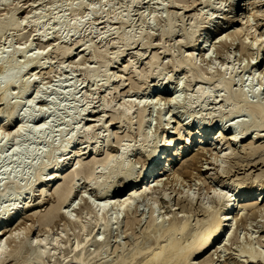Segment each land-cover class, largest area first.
I'll return each instance as SVG.
<instances>
[{
  "label": "bare ground",
  "instance_id": "bare-ground-1",
  "mask_svg": "<svg viewBox=\"0 0 264 264\" xmlns=\"http://www.w3.org/2000/svg\"><path fill=\"white\" fill-rule=\"evenodd\" d=\"M36 1L37 0H35V2ZM165 1L167 3L172 4L173 7H176V8H178V6H180L181 3H183L184 5L181 7L184 10H186L187 8H190L189 2H191L190 0H163L162 4ZM28 2H29V0H28ZM95 2H99V1L98 0H90V3L87 4V6H83V4H81V3L78 4L77 6H74L73 2H71V4H69L68 6L70 8L69 10H71L74 15H76L77 13L81 14V11H82L83 17H86L88 15V19H89V17H90L89 15L97 13L96 8H95ZM122 2H123V6H125V7H129L130 4H132V3H133V5L135 4L136 5L135 7H137V9L139 10L140 17L144 20V14L142 11H140L141 7L139 6L141 3H143V0H122ZM227 2H228L227 7L223 11L224 15H222V19L225 18L226 22L225 21L223 23L218 22L217 24H212L211 26L209 25L210 27H208L209 19L204 21V24L202 25V29H201L202 31L199 33V37L194 43H192L194 40V39L192 40V38L194 36H196V30H197L196 28L198 27V26L196 27L195 25H198L200 18H202L201 17L202 12L200 11L201 12L200 13V12L195 11L194 13L190 14L191 15L190 19L192 20V22H191V27L189 30H187L182 24H180L184 21L181 19L178 12H174V11H172L170 13L168 12L169 13L168 16L170 18L169 19V25H168V28L166 29V31L164 30L162 32L164 34L163 36H171L177 30H181V28H178V27H184L185 29L182 28V30H181L182 33H180V40H178V43H185V45H187V49H185L182 52V54L179 55L180 56L179 58H175L174 57L175 53L169 51L168 48H163V50L161 52H158V51L153 52L152 56L148 59L147 62H145V65L147 66L145 68L146 69L145 71H140L138 69V66H136L138 61H136L134 54H130L131 58H129L127 60V62L124 63L123 65H120V66H122V68L118 69V66H116L114 63H117L116 58H119L120 56H124L125 52L129 51V49H130L129 47L132 46L133 44H135V41H137V40L142 39L141 40V44H142L141 47L142 48H145V47H148L150 49L156 48V46L154 44H157V43H155V42L152 43V37H151V34H149V33H144V34L141 33L139 35L140 39L133 40L132 37L128 34V32H121V33L117 34L116 36H114L113 39L111 40V42L106 43L107 46L105 44L102 49H100V48L96 49L95 52L92 53L93 54L92 58H95V60H97V62H99V64H97L95 66H85V67L81 68V70H83V75L85 76V79H87V80H91V81L93 80L94 81L99 76H105L106 77V79H105L106 81L101 83V85L99 86L98 89H99V91L102 90L101 92L105 93L104 97L106 99L108 98V96H110V98H108V100L103 99L104 97L102 98L104 101L102 100L103 102L101 104H99V106H101L100 110H97V111L90 110V107L94 108V106H89V105H88V107L86 106V108L80 107L79 102H78V104L76 102H73V103L71 102V103H69L70 105H68V103H67V104H65V106H63L61 103L63 99H69V98L72 99L73 98V100H75L77 98V97L76 98H74V97L76 96V90H78V88L76 85L74 86L73 83L72 84L69 83L67 85H66V83H64L65 84V86H64V84L61 82V84L58 85L57 88H53L52 90L54 91L53 94L55 93V97L53 96L52 99L50 98V103H49V108L52 109V112L54 114L53 115L54 116L53 121L60 118L61 114L66 113L68 118H67V121L65 122V126L62 129H60V133H63L65 131H71V136L69 139L70 141L64 145L59 146V148H57L58 153H55L57 155L59 154V156L62 157V161L59 164H56V162L55 163L52 162L49 165H47L46 167L43 166V167L39 168L38 167L39 166L38 161H37V163H36V161H35V163L33 161H32L33 163L29 162V160L31 158H33V157L36 158L37 155H39V152L37 151L36 146H35L36 149L31 147V146H30L31 148L29 146H28V148H26V147H24L23 143H22L23 145H21L20 144L21 142H19L20 141L19 137H21L23 135V133L28 131L30 133V138H28V139H29V141H31V144L32 143L38 144V143H40V140H41L40 139L41 138V132L44 130H51L52 129L51 128V120L53 118L51 120H48V119L45 120V122L40 126L35 125V126H32V128L28 129V123L33 122L35 119H37L39 116H41V114H43L42 112L34 111V109L32 110V108H31L32 104H30L31 101H29V105H27L26 110L23 111V113H20V115H19L20 117L18 116L19 119L17 121L18 123H17L16 128H14V130L12 132H10L11 134H13V137H16V139L19 138V140L16 142V145L14 147L12 155H15V156L17 155L16 157H18L19 154H22V155L24 154V156L27 158L26 161H28L29 164H31L30 169L37 173V178L39 180H40V177L42 175L41 170L46 169V170H50V171L47 174V176L45 177V179H43L42 181L39 182V184L42 183V185H41L40 198H38V201L36 203L26 200V196L29 193H32L33 191H35L36 187H34V186L36 184H32L31 187H29V189H25L24 191L20 192L16 199L12 196L11 192H8V191L4 192L0 196V198L5 199L6 201L9 200V202H10L13 198H14L13 200L15 201L14 204L10 208L8 207L7 209H5L4 216L0 217V264H4L7 260H10V262L12 261V264H67V262H69V261H66V262L58 261V258H57L58 256L53 258L54 253H56V250H58V249H56V246H52V244L57 245L58 240H59L58 238H55L54 239L55 241L53 240V242L48 241V239H41V240H37L36 242H34V241H29L25 237H23V238L21 237V239H17L15 241V243L8 249H6L3 244L8 240L14 241L13 238H15L16 235L18 236V231H20V230L19 229L18 230L13 229L12 227L17 225V223H19L20 219L25 218L27 208H29L33 205L39 204L42 201H44V198L50 193V190H51L50 187L54 188L53 192L56 195V204L51 206L49 211L46 214H44L43 216H41V219L46 224L52 219V217L57 216L59 214L58 212L62 208V205L66 201H68V199L72 193V186L73 185L71 182H73L75 175L78 174L79 172H85L87 181L91 180L90 182H92L93 181L92 179L96 180L94 182L96 184L94 187V189L96 190L95 192H97L102 197H104V199L110 198V197H108V195H109L110 188L113 184V181H111L109 179H111L114 176H119L122 179H127L128 181H126V182L130 181L132 169H130L129 167L125 168V157H126L125 153L127 154L128 152H124L122 154H119L118 156L114 155L115 157H113V155L108 154L106 157H104L102 159H98V156L100 155V151H101V145L99 144V141H94L93 143H90V145H93V147L89 151H87L85 149L86 147H84L83 149L82 148L81 149L74 148V150H76V152H75L76 156H78V161L74 164V163H71L69 160L70 158L68 155L69 154L68 150L70 149V146L73 145V143H75L74 139L81 133L80 132L81 130L78 129L79 127L77 126L78 125L77 123L79 122L78 120L86 119V121H91V119H90L91 117H89L90 115H88L91 112L94 113L93 114V116H94L96 113H99V112H107V111L110 112L111 111L114 113V115H111V116L114 117L115 119L119 120V121L114 122V123H118V124L122 123V125L118 126L119 128L127 125V127L129 129H132V130L134 129V125L137 122V120H135V118L137 116H134L133 112H131V110L139 102L134 103L133 101L130 100L128 102L125 101L123 103L122 102L121 103H115L116 97L114 96V93H116V92L119 93L118 88H120L122 85H125V81H127L128 79L130 80L131 77L133 78V79L131 78V81H130L132 86H130L129 89L126 90L125 92H128L133 88L134 89L138 88L140 90V87L143 86L140 84L147 83L146 82L147 77L159 76V74H160L159 71L161 70L159 68V65H160L159 64V54L164 53L165 56L170 57L168 59L167 63L171 64V66L173 67V70H175L174 71L175 73L180 72V71L184 72V74H186L185 75L186 79H188V80H186L187 82L192 83V82L209 81L211 83V81H212L213 89H211L212 92H210L209 94L205 95V91L202 90V87H199L196 90V94L194 96H192L193 100H196V102H193V100H189V103H190V108H188L189 111L193 108L195 109L198 106H200L201 108L207 107L208 102L210 100H215V99L219 98V100H218L219 101L218 102L219 107L215 108V110H213L211 112H208V115L210 116L209 118H213V117H216L218 115L220 116L221 114H226V116H231V115L238 114V113L242 112V110H244V108H246L250 111L251 114H253L255 116V118H253V121H252L250 127H247V128H254V127L264 128V68H262L261 70L259 69L260 71L258 70L259 72L257 74V77H259L260 81L257 84V86L253 87V90H252V92L254 93V95L256 97L255 101L248 99L246 92H244V90H238V91L236 90L235 91L232 88L233 87V81H234V77L232 76V73L234 72V69H235L234 66H231L229 68V73H230L229 76H226V72H225L226 70L221 71V69H216L217 67H215V69H212L214 67H210L209 69H206V68H208V67H206L205 70L203 68L201 74L197 73L199 71V68H200L199 61L202 62L205 58L202 57L204 59L200 60L201 59L200 58V59H198L199 61H197L196 60L197 57L195 58L193 56L195 53L198 52L197 49H199L198 55H201V56L204 55L205 56L208 53V49L210 46L209 38L212 36L219 40V41H217L218 43L220 42L223 45V44H226V43H224L225 40H222L223 38H225V37L226 38L227 37L240 38V36L242 34H244L243 40H242V38L239 39V40H242V46H243L242 48H244L245 50L247 49L246 50L247 52H248V50L251 51L249 53H251L252 56H254L256 54L255 57L250 56V57H252L251 58L252 62L250 61L251 65L249 67L253 68L255 70L256 67L258 69V67L260 68V67L264 66V56H263V58H261V56H260V51H262L261 49L264 47V39H263V36H261V35H264V30H261V32H259L260 36H261V38H260L258 36L259 33L257 34L256 29L253 28L252 27L253 25L251 24V23L255 24V22H257V21H255V22L253 21L254 20L253 18H255L254 16L258 15V16H261V18H262V16H264V0H227ZM55 3H57V2H55L54 0L49 1V4H51V5H54ZM192 3H193V1H192ZM203 3L206 6L211 5V7H212V4H214L213 1H211V0H203ZM0 4L7 7L6 14L11 13L10 17H5V20H6V21L4 20L5 22H7L9 19H11L12 16L17 11H19L21 8H23V6L21 7V5H19V2H18V4L16 3L17 5H12V4L10 5L8 3V0H0ZM170 4H168V5H170ZM192 5H194V4H191V6ZM62 6H63L62 3L56 5L57 8L62 7ZM200 10H201V8H200ZM105 12H106V16H107V20H106L107 23L109 21L111 23V19L113 17L115 18V16L114 15L111 16L112 11L106 10ZM28 13L25 16H23V18L21 17L22 18L21 20L18 19V20H15L13 23H11L12 29H13V31L16 32L17 36H23V34H24L23 31H24L25 27L22 28L23 23H25V26L27 25L26 23H28V24L31 23L34 31H36V33L38 32L40 37H47L50 34H53L55 32L52 30L54 26L59 28L60 26H63V25L67 26V28H68L67 33L68 34L71 33L72 34L71 36H73V34H75V32L79 29L80 25L82 24V21L77 20V19H75L74 22H71V23L67 22L63 16V14L65 12L62 14L59 13L58 15L48 17L46 20L44 18H46L48 16L47 12L42 13L39 11V12L35 13L32 16L33 18H31V19H29ZM174 13H176V14H174ZM35 16H36V18H34ZM106 16H103L104 19L106 18ZM251 16H252V18H251ZM152 19H154V22H156L155 21L156 17H154ZM250 19L251 20L253 19L252 20L253 22H251ZM120 20H121L120 23L122 25L128 24L129 11L125 14V16L123 18L120 17ZM0 21H2V23L4 22L1 19H0ZM263 21L261 23H263ZM88 22H89V20H88ZM103 23H104V21H103ZM87 24H88V29H89V35L90 34L94 35L93 22L90 20V22ZM230 25H232V26H230ZM105 27H107V26L105 25ZM194 27H196V28H194ZM232 27H234V28H232ZM257 27H258V22H257ZM252 28H253V30L255 29L254 31L256 33L252 30ZM45 30L46 31L52 30V31L46 32V34H44ZM107 32H108V30L106 31V33ZM245 35L247 36V38H249L248 40H247V38L246 39L244 38ZM186 38L188 39V41H186L187 40ZM261 39H263L262 42H260ZM78 42H79L78 47H82L84 45L82 43L80 44L81 40ZM120 43H122V44H120ZM214 43H213V45L216 44V43L215 44ZM75 45H77L76 42H75ZM109 45H110V47H109ZM261 45H263V47H261ZM216 47L219 48L218 45ZM220 47H222V46H220ZM27 48H28V45L25 47H19V48L15 49L12 53L13 54H15V53L25 54ZM112 48L115 49V52H114L115 55L112 57H108L107 56L108 49H112ZM224 48H222V51L224 50ZM54 51H55V57L60 56L62 59L63 58H74V59H76L78 56L79 57L82 56V55H80V53H83L84 48L81 49L79 52H77L78 48L70 49V47L66 48V47L57 45V46H55ZM3 53L4 52H2V54L0 55V105L5 106V107H0V117H3L0 120V123L2 124L1 127L7 126L9 123H11L15 119V117L18 113L16 108L19 104V101L16 100V101L12 102V98L23 97L24 95H26L28 93V91L31 87L30 85H31L32 81L28 80L29 78H23L25 75L24 72L27 70L28 65L35 64V67L41 66L39 56L24 55L25 60L22 62V64H19L18 65L19 67H18V66H14V64L11 61H9L6 58L7 56L4 55ZM175 56H178V55H175ZM206 59H207V57H206ZM205 61H207V60H205ZM198 63H199V65H198ZM61 64L62 63H60V65ZM206 65H208V64L206 63ZM16 67H18V68H16ZM62 68H63L62 66H59L57 69H54V67H52L47 72L48 73L57 72V70H62ZM113 68H116L117 72L119 71L120 74L116 75V72L113 71V76L116 78L118 77L119 79H118V81L115 82V83H117L115 85V87L110 88L109 71H110V69H113ZM225 69H227V68H225ZM128 75H131V77L130 76L126 77ZM171 79H172V76L168 77L166 82L170 81ZM127 85H129V83ZM13 86H18L20 88L22 87V89L21 90L18 89L17 92H15L13 96H11L10 95L11 93L9 94L8 91H9L10 87H13ZM65 87H68V88L70 87V89H65ZM103 87H104V89H102ZM82 88H84V86H82ZM96 90L97 89L95 87L94 91H96ZM113 90H114V92L112 93ZM200 90H202V91H200ZM37 91L38 92H36L37 93L36 97L38 99V97H40L39 95L42 91L40 89H38ZM149 91L154 92L156 95H158V99L166 98V100H168L169 102H175L179 99V94H177V92L169 93L167 90L163 91L161 84L159 87L149 88ZM216 92H218V94L215 95ZM90 94H91V92H90ZM93 94H95V93H93ZM83 95H87V94L85 93ZM91 96H92V94H91ZM34 97H33V99L36 98V97L35 98ZM33 99H31V100H33ZM85 99H87V97ZM78 101H80V100L78 99ZM33 102H34V100H33ZM221 102H222V104H220ZM87 103H90V102H87ZM228 105H229L228 109L226 110V112H224L225 106L227 107ZM60 106H61V108H60ZM136 110H137L138 116L140 118H142V116L144 114V110L142 109V107L139 106L138 108L135 109L134 112H136ZM215 111H217L218 113H216ZM190 112H192V111H190ZM62 117H63V115H62ZM103 117L104 116H99L96 119H92V121H101ZM159 118H160V121H162V119H161L162 116H160ZM257 119H259V121ZM140 120L141 119H139V121ZM173 122L176 123L177 120L173 119ZM249 122L250 121L245 120V119L237 120L236 122L231 124V126L227 129H226L225 125H223V123L221 124L220 127H215V126L204 127L200 123L199 126L195 127V129L190 130V127H189L190 121H185L183 123L182 122L178 123L179 125L176 126V129H178V131L175 130L174 127H170L173 129V131L167 130L168 133L165 135L163 140H159L158 142H155L154 145L152 146V149L148 150V149H146L147 148L146 145L143 146L144 149H146L145 151L147 152V154L143 155L145 157L144 158L145 162H144V166H143L144 168L141 171V173H139L140 176H139V178H137V181L134 182L131 187H129L127 192H125L121 195L118 194L119 195L118 201L120 204L118 203V201H117V203L120 205V207H123V208L125 207V209L127 210L126 214H128L129 210H128L127 206L131 203L133 204L134 201H136V200L139 202L140 198H144L141 201H146L145 204L147 205L148 208H152L151 205L153 204V201L158 202L159 205L165 204V205H167V208H173V206L175 207V206L179 205V208L177 207L176 209H180L179 212H182V214L179 212H176L174 215H172L175 211L174 209L171 210L173 213H170L171 211L170 212L168 211L169 214H171V215L167 216L168 218L166 220H163V221H166V223H164V224L163 223L161 224V222L160 223L157 222V220L155 218H151L150 221L148 222L149 224H147L148 226H146V228L140 234L141 236L139 235V237L136 238L134 240V242H131L132 245L130 248L123 251L122 254H119L118 256H116L117 258L113 259L112 261L111 260L107 261L105 259L103 264H196L195 259L198 258L197 255H200L205 250H206L205 254L206 255L209 254V255L208 256L204 255V257L206 256L205 258H202L200 256L201 257L200 262H198L199 261L198 260L197 264H199V263L200 264H216L217 262L215 261L214 257L215 256L222 257L224 255V253L229 251L226 248L227 247L226 244H228V242H229L228 239L230 238V233H231V230L233 229V226H234L233 225V218L235 217V220L237 223L238 222L241 223V221H243V220L246 221L247 219H249V217L254 218L255 216L257 217V215H259V216L261 215V217H262V214H264V183H254L252 181L253 183H251L252 185H250L251 188L245 189L246 185L243 183V181H240V182L234 184V188H233L232 192L229 194H227L225 192L226 195H221V194H219V191H216L217 194H219V195H217V199H215V201L217 200V205H215L214 199L212 201V196H213V198L216 196L215 190H217V189L214 190L215 196L213 194L210 197V196H207L208 193H206L205 197L206 198L210 197L209 199H211V201L208 202L210 204H207V203H203L204 201H202V202L197 201V200H200V199H197L198 194L196 196V193H195V196H193L192 192H190L191 194L184 192L183 191L184 186H182L183 188L179 187V186H181L179 183L178 186H175V187L176 188L177 187L182 188V190L179 188L178 189L175 188V193H173V194H177V196H176L177 199L175 198V202L173 203V201H171L173 195L171 196L170 193L167 192V190H168L167 187H170L168 185V183L171 184L175 181L180 180L179 179L180 176L178 173V172H180V170H181V172H183V174L185 176H187L185 173L191 172V171H189L190 168H193V167L200 168L196 164L200 161V158L202 157L201 155H203L202 152H204V150H205V148H204L205 146H208V145L209 146L210 145L215 146L214 149H217L218 146H220V149H221L219 151L220 155L216 154V156H219L218 159H220V161L219 160L218 161H219V163L221 162L220 163L221 170L223 169L224 171L225 170L227 171V169L230 170V167H229L230 160L233 157L235 158L236 156H238L239 152L234 150L235 149L234 145H237L238 143H245L246 145L243 146V149L245 151L243 150L244 151L243 153H246L249 155L251 154V156H252V154L254 155V153L257 152L258 150L260 151V146H258V145L256 146V142L258 141L259 138H262L264 136L259 134V132H253L252 131L249 133L246 132L247 134L244 136L238 135L239 128L242 125H245ZM114 123H113V119H112L109 121V123L107 125H104L106 127L105 131H107V133L103 134V136L101 137V138H103L102 141L105 143L104 146H110L111 145L110 137H111L112 133L110 131V127ZM96 125L97 124H93V125L88 124L87 127L83 128L84 129L83 132H85V134H90V133L92 134L93 133L92 129ZM82 127H84V126H82ZM138 132H139L138 135L140 136L141 141L147 142L148 137L146 134H144L142 132L141 128H140V131H138ZM1 133L2 132L0 130V157H2V154L5 151V147L7 144L6 138H8L7 136L9 135L8 134V135L4 136V135H1ZM172 133H175V135H172ZM228 133H229V135H228ZM11 134H10V136H11ZM247 135H249V136H247ZM94 136L98 139L97 135L94 134ZM26 137H28V136L26 135ZM34 144H32V146ZM169 145H170V147H169V149H167V147ZM46 146H48V144H45L41 147L40 154L47 152ZM196 147H197V149H196ZM125 148H127V147H124V149ZM92 150H93V152L91 155L90 151H92ZM48 154H49V157L54 156V153L52 151H51V153L48 152ZM207 156H209V155H207ZM212 156H214V158H216L215 155H212ZM244 156H246V155H244ZM23 157H20V158L23 159ZM204 157L207 158L206 156H204ZM249 157H247V158H249ZM12 159H14V156ZM22 159L20 160V163H25L26 162V161H24L25 159H23V160ZM89 159H90L89 162H85L86 160H89ZM39 160H40V158H39ZM93 163H95V164L99 163V164L95 168H93V166L90 168V166ZM19 165L21 166L22 164H19ZM56 165H57V167H56ZM174 165L180 166L179 167L180 169L178 172L176 169H174ZM20 168L21 167L18 168L19 170L15 173V175L12 178L9 176L7 169L4 170L1 173L2 176L0 178V185L6 184L7 182H10L12 185H19V183H20V181L24 175L23 171ZM217 168L219 169V167H217ZM217 168H216V170H217ZM96 170H100V172H99L100 175H97ZM207 171H208V169H207ZM226 171L224 173H226ZM181 172H180V174L182 175ZM205 172H206V170H205ZM193 173H196V172H193ZM197 174L199 175V172ZM211 174H212V172H211ZM211 174H210V177L213 176ZM226 174H228V173H226ZM200 175L201 176H198V177H202V172ZM218 175H219V173H218ZM189 176L193 177V175H189ZM215 176H213V177L215 178ZM227 176L225 179H227ZM217 177L218 176H216V178ZM182 180L184 181L185 179H182ZM203 180H205V178ZM195 181H196V179H195ZM199 181L202 182V180H200V178H199ZM222 181H223L222 184H220L221 186H224V185L226 186L229 184V183H226L224 181V178L222 179ZM178 182H180V181H178ZM181 183H182V181H181ZM185 183H187V182H185ZM185 183H184V185H185ZM175 184H177V183H175ZM199 184H201V183L198 182V185ZM129 185H131V184H129ZM166 185H168V186H166ZM190 185H192V187H193V184H190ZM187 186L189 187L188 183H187ZM187 186H186V188L189 189ZM207 186H209V185H207ZM198 188H200V190H201V188H202L201 185ZM207 188H209V187H207ZM187 189H186V191H187ZM170 190L173 191L174 189L170 188ZM195 190L193 191V194H194ZM203 190H204V188H203ZM205 190H207V189H205ZM191 191H192V189H191ZM196 191H198V190H196ZM212 192H213V190H212ZM222 193H224V192H222ZM201 195L204 196L205 194L202 193ZM151 200H153L151 202L152 204L149 203V201H151ZM105 201H107V199ZM114 201H113V203H115ZM107 202H105L103 205V208L105 210L107 208V204H106ZM161 202H163V203H161ZM205 202H206V200H205ZM118 204H116V205H118ZM193 205L199 211H204L205 214L207 213L206 215H203L205 217V218L203 217L204 219L200 218V217H202V216H200L194 222L191 219V214H189V216H188L187 213H185V212H187L185 210L192 209ZM228 205L235 207L233 213L229 212V210L226 208ZM37 206L38 205L34 206V208ZM131 206L132 205H129L128 207H131ZM198 210H196V211L192 210V211H195L196 214H199ZM151 211L154 212V209H152ZM190 212H191V210H190ZM192 213H194V212H192ZM253 215H255V216L252 217ZM128 217H130V216L128 215ZM261 217L260 218L258 217V218L262 220L264 217H262V218ZM134 219H136V217ZM134 219H132V217H130V219H128V221L133 220V222H134V221H136ZM128 221H127V223L131 222V221L130 222H128ZM245 221H243V222H245ZM256 221H257V219H256ZM258 221H260V220H258ZM68 222H70V221H68ZM133 222H132V225H133ZM247 222H245V223H247L246 225L249 224V220H247ZM263 222H264V220H263ZM101 223H102V232L100 234H104L108 228L109 219L104 216L103 218H101ZM252 223H253V221H252ZM19 225H20V223H19ZM19 225H17V226H19ZM99 225H100V222H99ZM250 225H248V227ZM131 227L132 226L130 224V228ZM11 228L13 230H16V231H12ZM82 228L83 229L85 228L86 232H88L91 229V227H89L88 223L83 224ZM254 232H257V231H254ZM89 233L90 232H88L87 234H89ZM226 235H227V237H226ZM250 235H249V238L252 237V236L250 237ZM2 237H5L4 238L5 240H2ZM257 237H259V236H257ZM18 238H20V236H18ZM257 239H254V240L257 241ZM259 240L262 241L261 239H259ZM98 241H100L99 236H97L93 240L94 244L97 247L95 249L91 250V249L87 248V243L89 242V239L84 238L83 240H81V242L79 241L73 247V246L69 245L70 240L64 236L63 245H62V248H60V249H63L61 251V253H63V255L66 259L67 257L70 256V254H72L74 252L72 255L71 263L73 260V262H75V264H96V261L102 259L101 258L102 255L107 252V245H101V244L97 243ZM246 241H245L244 245L245 246L247 245V246L245 248L242 247L243 249L241 248L242 250L241 249L238 250L239 253H237L239 256V259H240V260H238L239 263H241V264H264V249L258 250L257 247L255 248V246L253 244V239L251 241L252 243L249 241L250 242L249 244H247L248 241H247V243H246ZM228 247H230V246H228ZM214 248H216V249L213 250L212 253H210L211 250ZM48 257L50 258V263L46 262V259ZM217 257H216V260H217ZM222 259H224V258L222 257ZM223 261H225V260H223Z\"/></svg>",
  "mask_w": 264,
  "mask_h": 264
},
{
  "label": "rangeland",
  "instance_id": "rangeland-1",
  "mask_svg": "<svg viewBox=\"0 0 264 264\" xmlns=\"http://www.w3.org/2000/svg\"><path fill=\"white\" fill-rule=\"evenodd\" d=\"M49 1H52V0H37L36 2H35V0H29V2H28V0H8V3L10 5L11 4L17 5L19 2V5H21V7L23 6V8H21L19 11H17L12 16V18L9 19L7 22H5L6 21L5 17H10L11 13L6 14L7 7L0 4V19L3 21L5 20L3 23H2V21H0V55L2 54V52H4L3 54L7 56L6 58L9 61H11L14 64V66H18L19 64H22V62L25 60L24 55L39 56L40 62H41V66H38V67H35V64L28 65L27 70L24 72L25 75L23 78H29L28 80L32 81L31 85H30L31 87H30L28 93L21 98H12V102H14L16 100L19 101V104L16 108L18 113H17L15 119L11 123H9L7 126H4V127H1L2 124L0 123V128H1L0 130L2 132L1 135L6 136L9 134L7 136L8 138H6L7 144L5 147V151L3 152L2 157H0V178L2 176L1 173L6 169H7V172L9 173V176L11 178L19 170L18 169L19 167H21L20 169L24 173L23 178L21 179L19 185H12L10 182H7L6 184L0 185V196L4 192L8 191V192H11L12 196L16 199L20 192L24 191L25 189H29V187H31L32 184H36L34 186V187H36L35 191H33L32 193H29L26 196L27 201H31L34 203H36L38 201V198H40L42 183L39 184V182L42 181L43 179H45V177L47 176V174L49 173L50 170H46V169L41 170L42 175H41L40 180H39L37 178V173L30 169L31 164H29V162L33 161L35 163V161H36V163H37V161H38V165H39L38 167L39 168H41L43 166L46 167L47 165H49L52 162H54V163L56 162V164L61 163L62 157L59 156V154L57 155L55 153H58L57 148H59V146L64 145L70 141L69 139L71 136V131H65L63 133H60V129H62L65 126V122L67 121V118H68L66 113L61 114L60 118H58V119L55 118L56 120L53 121L54 120V116H53L54 114L52 112V109L49 108L50 98L52 99L53 96L55 97V93L53 94L54 91L52 89L57 88L58 85L61 84V82L63 84L66 83V85L69 83L70 84L73 83L74 86L76 85L78 88V90H76V96L74 97V98L77 97L76 98L77 100L75 99L76 100L75 101V100H73V98L72 99L71 98L63 99L61 102L62 105L65 106V104H67V103H68V105H70L69 103H71V102L72 103L76 102L78 104V102H79L80 107L86 108V106L88 107V105H89V106H94V108L90 107V110H93V111L100 110L101 106H99V104H101L104 101L103 99H106V98L104 97L105 93L101 92L102 90L99 91L98 88L101 85V83L106 81L105 80L106 77L105 76H99L94 81L93 80L92 81L87 80V79H85V76L83 75V70H81V68H83L85 66H95V65L99 64V62H97V60H95V58H92V56H93L92 53H94L96 49H99V48L102 49L106 43L111 42L113 37L116 36L117 34L121 33V32H128V34L132 37L133 40L140 39L139 35L141 33L142 34L149 33V34H151V37H152V43H154V42L157 43V44H154L156 46V48H154V49H150L148 47L142 48L141 47L142 46V44H141L142 39L137 40V41H135V44H133L132 46L129 47L130 48L129 51H126L124 56H120L119 58H116L117 63H114L116 66H118V69L122 68V66H120V65H123L124 63L127 62V60L129 58H131L130 54H134L136 61H138L136 66H138V69L140 71H145L146 70L145 68L147 67L145 65V62L148 61V59L152 56L153 52H155V51L161 52L163 50V48H168L169 51L174 52L175 55H178V56L174 55L175 58H179L180 57L179 55H181L182 52L185 49H187V45H185V43H178V40H180V33H182V31H181L182 28L185 27L187 30H189L191 27L192 20L190 19V16H191L190 14L194 13L195 11L196 12H200V11L202 12V14H201L202 18H200L198 25H195L196 27L197 26L198 27L197 28L194 27L197 29L196 30V36H194L192 38V40L194 39L192 43H194L198 39L199 33L202 31L201 29H202V25L204 24V21L209 19L208 27H210L212 24H217L218 22L219 23H221V22L223 23L224 21L226 22L225 18L222 19V15H224L223 11H224V9H226L227 4H228L227 0H211L214 3V4H212V7H211V5L206 6L203 3V0H195V1L190 0L191 2H189V3H190L191 9L187 8L186 10H184L181 7L184 5L183 3H181L180 6H178V8L180 7L178 9L176 7H173L172 4L167 3L166 1H165L166 3L164 2L165 4L163 3L164 4L163 5L162 4L163 0H143V3H141L139 5L141 7L140 11H142L144 14V20H143L140 17L139 10L137 9V7H135L136 6L135 4L133 5V3H132V4H130L129 7H125V6H123L122 0H98L99 2H95V8H96L97 13L89 15L91 17V18L89 17V19H88V15L86 17H83L82 11H81V14L77 13L76 15H74L73 12L71 10H69L70 8L68 5L71 4V2H73L74 6H77L80 3L83 4V6H87V4L90 3V0H54L55 2H57L54 5L49 4ZM192 1H193V3H192ZM60 3H62L63 6L57 8L56 5L60 4ZM168 4H170V5H168ZM191 4H194V5L191 6ZM200 8H201V10H200ZM106 10L112 11L111 16H113V15L115 16V18L113 17L111 19V23H110V21L108 23L106 21L107 20V16H106V12H105ZM39 11L42 13L47 12L48 16L46 18H44L45 20L48 17L58 15L59 13H61L63 11L62 13L65 12L63 14V16L67 22L71 23V22H74L75 19H77V20L82 21V24L80 25L79 29L75 32V34H73V36H71L72 35L71 33L70 34L67 33L68 28H67V26L63 25V26H60L59 28L54 26L52 30L55 32L53 34H50L47 37H40L38 32L36 33V31H34L31 23H29V24L26 23L28 26L27 25L25 26V23H23L22 28L25 27L24 31H23L24 34H23V36H17L16 32L13 31V29H12L11 23H13L15 20H18V19L21 20L23 18V16H25L28 12H29L28 13L29 19H31V18H33L32 16ZM128 11H129L128 24L122 25L120 23V21H121L120 17L123 18ZM172 11L178 12L179 16L184 21L180 24H182L184 27H178V28H181V30H177L171 36H163L164 34L162 32L164 30L166 31V29L168 28V25H169V19L170 18L168 16V14ZM174 14H176V13H174ZM103 16H106V18L104 19ZM154 17H156V20H155L156 22H154V19H152ZM254 17H255V18H253L254 20L253 19L252 20L254 22L255 21L258 22V27H257V22H255L256 25L253 23H251V24L253 25L252 27L256 29V32L258 34L259 32H261V30H264V21H263L264 16H262V18H261V16H258V15L254 16ZM34 18H36V16ZM251 18H252V16H251ZM88 20H89V22H90V20L93 22L94 35H92V34L89 35V29H88V24H87V23H89ZM252 20H251V22H253ZM103 21H104V23H103ZM262 21H263V23H261ZM105 25L107 27H105ZM230 26H232V25H230ZM232 28H234V27H232ZM253 28H252V30H253ZM106 29L108 30L107 33H106V31H107ZM52 30H49V31L45 30L44 34H46V32H51ZM241 36H240V38H233V37L232 38L231 37L226 38L225 37L222 40H225L224 43H226V44H223V45L220 42L218 43L217 41H219V40L212 36L209 38L210 46L208 49V53L205 56L204 55L201 56V55H198V52H199L198 51L197 53L194 54L193 57H195V58L197 57V59H196L197 61H199L198 59H200V58H201L200 60L205 58L203 60L204 62L199 61L200 65L198 63V65L201 68V69L199 68V71L197 70L198 74L202 73L203 68L205 70L206 67H208L206 69H209L210 67H214L212 69H215V67H217L216 69H221V71L226 70L225 71L226 76H229L230 75L229 68L231 66H234L235 69H234V72L232 73V76L234 77L232 88L235 91L236 90L237 91L238 90H244V92H246L247 98L255 101L256 97H255L254 93L252 92V90H253V87L257 86V84L259 83L260 79H259V77H257V74L262 68H264V66H262L260 68L258 67V69L256 67L255 70L253 68L249 67L251 65V62H252L251 58L255 57L256 54L254 53L255 55L252 56L251 53H249L251 51L248 50V52H247L246 51L247 49L245 50L244 48H242L243 47L242 46V40H243L244 34H242ZM258 36L260 38H261V36H263V39H264V35L260 36V33H259ZM241 38H242V40H239ZM244 38L246 39L247 36L245 35ZM248 39L249 38H247V40ZM263 39H261L260 42H262ZM80 40H81L80 44L81 43L84 44L82 47H78L79 46L78 41H80ZM186 41H188V39ZM75 42L77 43V45H75ZM214 42L219 46V48L216 47L217 45ZM213 43L216 46L213 45ZM120 44H122V43H120ZM27 45H28V48H27L25 54H23V53L13 54L12 53L15 49H17L19 47H25ZM57 45L63 46L66 48L70 47V49L78 48L77 52H79L81 49L84 48V51H83V53H80V55H82V56L81 57L78 56L76 59H74V58H63L62 59L60 56L55 57L54 49H55V46H57ZM106 46H107V44H106ZM220 46H222V47H220ZM109 47H110V45H109ZM261 47H263V45H261ZM222 48H224L223 51H222ZM261 50L262 51H260V56H261V58H263L264 47ZM114 52H115L114 48L108 49L107 56L108 57L114 56L115 55ZM250 56H252V57H250ZM202 57H204V58H202ZM206 57H207V59H206ZM169 58L170 57L165 56L164 53L159 54V64H160L159 68L161 69L159 71V73H160L159 76H151V77H147V78L145 77L147 79V81H146L147 83L140 84V85H143L140 87V90L138 88L137 89L133 88L130 91L125 92L126 90L129 89L130 86H132V84L130 83L132 77H131V75H128L126 77L130 76L131 77L130 80L128 79L127 81H125V85H122L120 88H118L119 93L118 92L114 93V96L116 97L115 103H121V102L123 103L125 101L128 102L130 100L133 101L134 103L139 102L131 110V112H133V115L137 116L135 118V120H137V122L134 125L133 130L129 129L127 127V125L119 128L118 126L122 125V123H120V124L114 123V122H117L119 120H117L111 116V115H114V113L111 111L110 112L109 111L99 112V113H96L94 116H93L94 113L91 112L88 114V115H90L89 117H91L90 118L91 121H86V119L81 120L79 118L80 120H78L79 122L77 123L78 124L77 126L79 127L78 129L81 130L80 131L81 133L74 139L75 143H73V145H71L70 149L68 150L69 151L68 155L70 158L69 160L71 163H74V164L78 161V156H76V153H75L76 150H74V148H77V149L82 148L83 149L84 147H86L85 149L87 151H89L93 147V145H90V143H93L94 141H99V144L101 145V151H100V155L98 156V159H102V158L106 157L108 154L113 155V157H115V156H118L119 154H122L124 152H128L127 154L125 153V156H126L125 157V168L129 167L130 169H132L130 181L126 182V181H128L127 179H122L119 176H114L111 179H109V180L113 181V184L110 188L109 195H108V197H110V198L104 199V197H102L100 194L95 192L96 190L94 189V187L96 184L94 182L96 180L92 179L93 180L92 182H90L91 180L87 181L85 172H79L78 174L75 175L73 182H71L73 185L72 186V193H71L68 201H66L62 205V208L58 212L59 214L57 216L52 217V219L48 223L45 224L42 221L41 216L46 214L49 211V209L51 208V206L56 204V195L53 192L54 188L50 187V189H51L50 193L44 198V201H42L39 204H36L38 206L35 208H34V206H36V205H33V206L27 208L25 218L24 219L22 218L19 220L20 225H19V223H17V225H19V226L15 225L12 227L13 229H17V230L19 229L20 230V231H18V236H20V238H18V236L16 235L17 236V237L15 236L16 239L13 238L14 241H12V240L6 241L3 244L6 249L10 248L15 243V241L17 239H21V237L22 238L25 237L29 241H34V242H36L37 240H41V239H48V241L53 242V240L55 238H58L59 240H58L57 245L52 244V246H56V249H58V250H56V253H54L53 258L58 256L57 258H58V261H60V262L61 261H63V262L69 261V262H67V264H75V262H73V260L71 263L72 255L74 252L72 254H70V256L67 257L66 259L63 255V253H61V251L63 249H60V248H62L64 236L70 240L69 245H71L73 247L79 241L81 242V240H83L84 238L89 239V242L87 243V248L91 249V250H93L97 247L94 244L93 240L97 236H99L100 241H98L97 243H99L101 245H107V252L102 255V257H101L102 259L96 261V264H103L105 259L107 261H110V260L112 261L113 259L117 258L116 256H118L119 254H122L123 251H125L126 249L131 247V245H132L131 242H134V240L139 237V235L143 232V230L146 228V226H148L147 224H149L148 222L150 221L151 218H155L157 220V222H159V223L161 222V224L162 223L164 224V223H166V221H163V220H166L168 218L167 216L171 215V214H169V212L172 209L175 210L174 213L172 211L170 212V213H173L172 215H174L176 212L180 211V209H176L177 207L179 208V205H177L175 207L173 206V208H167V205L162 204L163 206L165 205L163 207L162 205H159L158 202H155L153 200L149 201L150 204H152L151 202L153 201V204L151 205L152 208H148L147 205L145 204L146 201H141L144 198H140L139 202L136 200V201H134L133 204L132 203L129 204V205H132L131 207H128L129 205L127 206L129 212H128V214H126L127 210L125 209V207L124 208L120 207V205H119L120 203L118 201L119 195L127 192L129 187H131L133 185V183L137 181V178H139V176H140L139 173H141V171L144 168L143 166H144V162H145L144 161L145 157L143 155L147 154V152L145 150L146 149H148V150L152 149V146L154 145L155 142H158L159 140H163L165 135L168 133L167 130L173 131V129L170 127H174L175 130L178 131V129H176V126L179 125L178 123L190 121V124H189L190 130L195 129V127L199 126L200 123L204 127H210V126L220 127L221 124L223 123V125H225V127L227 129L231 126V124H233L237 120L245 119V120H248L250 122L245 124V125H242L239 128V131H238L239 136H244L247 134L246 132L249 133L252 131L253 132H259V134L264 136V128H262V127L247 128V127H250V125L253 121V118H255V116L253 114H251L250 111L246 108H244V110H242V112H240L238 114L231 115V116H226V114H221L220 116L218 115L216 117L209 118L210 116L208 115V112H211V111L215 110V108L219 107V103H218L219 98H217L215 100H210L208 102L207 107L201 108L200 106H198L195 109L194 108L191 109L190 111H192V112H190L188 110V108H190L189 100H193L192 96H194L196 94V90L199 87H202V90L205 91V95L209 94L210 92H212L211 89H213L212 81H211V83L209 81L192 82V83L187 82L186 80H188V79H186V77H185L186 74H184V72L180 71V72L175 73L174 72L175 70H173V67L171 66V64L167 63ZM205 60H207V61H205ZM60 63H62V64L60 65ZM206 63L208 65H206ZM59 66L63 67L62 70H57V72H53V73L47 72L50 68L54 67V69H57ZM18 67H16V68H18ZM225 68H227V69H225ZM113 71L116 72V75L120 74L119 71L117 72L116 68L110 69V71H109L110 88H114L115 85L117 84L115 82L118 81V79H119L118 77L116 78L113 76ZM170 76H172V79L170 81L166 82V80ZM128 83H129V85H127ZM160 84H161L163 91L167 90L169 93L177 92V94H179V99L175 102H169L168 100H166V98L158 99V95H156L154 92L149 91V88L159 87ZM64 86H65V84H64ZM82 86H84V88H82ZM95 87L98 91L97 90L94 91ZM18 89L21 90L22 87L21 88L18 86L10 87L8 93L9 94L11 93L10 95L13 96L14 93L17 92ZM38 89H40L42 92L39 95L40 97H38V99H37V97H36L37 93L36 92H38L37 91ZM65 89H70V87L69 88L65 87ZM102 89H104V87ZM202 90H200V91H202ZM90 92H91L93 97L91 96ZM113 92H114V90L112 91V93ZM85 93L87 95H83ZM93 93H95V94H93ZM216 94H218V92H216L215 95ZM33 97L35 99H33ZM86 97H87V99H85ZM108 98H110V96H108ZM108 98L106 100H108ZM31 99H33L34 102ZM78 99L80 101H78ZM29 101H31L30 104H32V106H31L32 110L34 109V111H39V112H42L43 114H41V116H39L33 122L28 123V129L32 128V126H35V125L36 126L42 125L45 122V120H47V119L48 120H51L52 118L53 119L51 120V128L52 129L51 130H44L41 132L40 143H38V144L32 143V144H34L32 146L31 141H29V139H28V138H30V133L28 131H26L25 133H23V135L21 137H19L20 138L19 142H21L20 143L21 145L24 144V147H26V148H28V146L35 148V146H36L37 151L39 152V155H37L36 158L33 157V158H31L32 160L30 159L28 162V161H26L27 158L24 156V154L23 155L19 154L18 157H16L17 155L16 156L12 155L14 147L16 145V142L19 140V138L16 139V137H13V134H11L10 132H12L14 130V128H16L17 123H18L17 121L20 117L19 115H20V113H23V111L26 110L27 105H29ZM87 102H90V103H87ZM193 102H196V100H193ZM220 104H222V102ZM61 106H60V108H61ZM139 106L142 107V109L144 110V114H143L142 118H140L138 116V113H137L138 109L136 110V112H134L135 109L138 108ZM0 107H5V106L0 105ZM228 107H229V105L227 107L225 106L224 112H226ZM215 112L218 113L217 111H215ZM62 115H63V117H62ZM99 116H104L101 121H92V119H96ZM160 116H162V118H161L162 121H160V118H159ZM2 118L3 117H0V120ZM112 119H113L114 124L111 125V127H110V131L112 133L111 137H110L111 145L110 146H104L105 143L102 141L103 138H101L103 136V134L107 133V131H105L106 127L104 125H107L109 123V121ZM139 119H141V120L139 121ZM173 119L177 120V122L174 123ZM257 120L259 121V119H257ZM88 124H91V125L97 124L92 129L93 130L92 134L91 133L85 134V132H83V130H84L83 128L87 127ZM82 126H84V127H82ZM140 128H141L142 132L147 135L149 141L148 140H147V142L141 141V138L138 135V133H139L138 131H140ZM10 134H11V136H10ZM94 134L98 136V139L94 136ZM26 135L28 137H26ZM172 135H175V133H172ZM228 135H229V133H228ZM247 136H249V135H247ZM45 144H48V146H46L47 152L40 154V152H41L40 149ZM145 145L147 147L146 149H144V147H143ZM244 145H246V144L245 143H238L237 145H234V147H235L234 150L239 152V153H238V156H236L235 158L233 157L230 160V162H229L230 170L227 169L228 172L225 170L226 173H228V174L224 173L225 171L223 169H222L223 171L221 170V166H220L221 162L219 163L220 159H218L219 156H216V154L220 155V153H219V151L221 150L220 146H218L217 149H214L215 146H211V145L205 146L204 152H202V151L201 152L207 158H205L203 155H201L202 157L200 158V161L196 164L200 168H195V167L190 168L189 171H191V172L185 173L187 176H185L183 174V172H181V170H180V172L182 173V175L180 174V172H178L180 169L179 165L178 166L174 165V169H176L177 172L179 173V176H180L179 179L180 180H178V181H180V182L175 181L171 184L168 183V185L170 187H167L169 190V191L167 190V192L170 193L171 196L173 195L171 201H173V203L175 202V198H176L177 194H173V193H175V188H176L175 186H178L179 183L181 185L179 187L184 186V189H183L184 192L189 193V194H191L190 192H192L193 196H195V193H196V196H197V194H198V196L200 195L199 197L197 196V199H200L197 201L198 202L204 201L203 203H207V204H210V203H208L211 201V199H209V198L213 194L215 196L216 191H219V194H221V195H226V193L229 194L232 192V190L234 188V184H236L240 181H243V183L246 185L245 189H250L251 188L250 185H252L251 183H253V182L254 183H264L263 182L264 181V137L259 138L258 141L256 142V146L257 145L260 146V151L258 150L257 152L254 153V155L252 154V156H251V154L249 155V154L243 153L245 151L243 149ZM124 147H127V148L124 149ZM196 149H197V147H196ZM51 151L54 153V156L49 157L48 152L51 153ZM92 152H93V150L90 151L91 155H92ZM207 155H209V156H207ZM212 155H215V157L217 159L214 158V156H212ZM244 155H246L247 157L250 156L251 158L250 157L247 158ZM13 156H14L15 160L12 159ZM19 156L20 157L24 156L23 159H25L24 161H26V162L20 163V160L22 158H20ZM39 158H40V160H39ZM89 161H90V159L86 160L85 162H89ZM19 164H22V165L20 166ZM98 164L99 163H96V164L93 163L90 166V168L92 166H93V168H95ZM56 167H57V165H56ZM217 167H219L220 170ZM216 168H217V170H216ZM207 169H208V171H207ZM205 170H206V172H205ZM192 171L196 172V173H193ZM99 172H100V170H96L97 175H100ZM198 172H199V175L197 174ZM201 172H202V177H198V176H201L200 175ZM211 172H212V174H211ZM218 173H219V175H218ZM210 174L213 176L216 175L218 177L217 178H216V176H215V178L213 176L210 177ZM189 175H193V177L191 176L193 179ZM226 176H227V179H225ZM186 178L188 180L189 179L190 180L188 181ZM199 178H200V180H202V182L199 181ZM204 178H205V180H203ZM223 178H224V181L226 183H229L228 185H226V186L220 185L223 182L222 181ZM182 179H185V180L183 181ZM195 179H196V181H195ZM181 181H182V183H181ZM183 182L184 183L187 182L189 187L187 186V183H185V185H184ZM198 182L201 184L198 185ZM175 183H177V184H175ZM129 184H131V185H129ZM190 184H193V187ZM202 184L203 185L205 184V185L203 186ZM168 185H166V186H168ZM200 185L202 187L201 190H200V188H198V187H200ZM207 185H209V186H207ZM186 186L189 189L191 188L192 191H191V189L190 190L187 189ZM179 187H177L176 189H178ZM207 187H209V188H207ZM170 188H172L174 190L172 191V190H170ZM182 188H179V189L182 190ZM203 188H204V190H203ZM186 189H187V191H186ZM193 189L194 190L196 189L199 192L201 191L200 193L201 194L203 193L205 195L204 196L201 195L196 190L193 194V191H194ZM205 189H207V190H205ZM215 189H217V190H215ZM212 190H213V192H212ZM214 190H215V192H214ZM222 192H224V193L226 192V193L224 194ZM206 193H208L207 196H210V197H207L208 199L205 197ZM219 194H217V192H216V196L214 198L212 196V201L214 199L215 205H217V200L215 201V199H217V195H219ZM13 199L9 202V200L6 201L5 199L0 198V217L4 216L5 209H7L8 207L10 208L14 204L15 201ZM106 199L108 202L105 201ZM205 200H206V202H205ZM113 201L116 204H118V203L119 204L116 205L115 203H113ZM117 201H118V203H117ZM105 202H107L106 203L107 204L106 210L103 208V205ZM161 203H163V202H161ZM152 209H154V212L151 211ZM190 210H191V212H190ZM190 210H185V211H187L185 213H187L188 216H189V214H191V219L194 222L200 216H202L200 218H203L204 217L203 215L207 214V213L205 214L204 211H199L198 209H196L194 205H193V208ZM192 210H195V211L198 210L199 214H196V212L192 211ZM192 212H194V213H192ZM179 213L182 214V212H179ZM128 215L130 217H132V219H134L136 217V219H134L136 221H134V222H133V220H130L131 222L128 221V219H130V217H128ZM104 216L109 219V224H108V228H107L106 232L104 234H100L102 232L101 218H103ZM254 216L255 215H253L252 217H254ZM258 217L260 218L261 215L260 216L257 215V217L255 216L254 218L249 217V219H247V220H249L248 225H250V224L252 225V226L250 225L249 227H248V225H246L248 223L247 220L246 221L243 220L247 223H245L243 221H241V223L240 222L237 223L235 220V217L233 218V225L234 226H233V229L231 230V233H230V238H229L230 240L228 239L229 242H228V244H226L227 247L225 246L229 251L224 253V255L222 256L224 259H222V257H217V256L214 257L215 261L217 263L219 262L218 264H241L238 261L240 259H239V256L237 253H239L238 250H240L242 247L245 248L247 246V245L246 246L244 245L245 241L247 239H248L247 240L248 243L246 241L247 244H249L253 239V244H254L255 248L257 247L258 250L264 249V239H263L264 238V222H263L264 218L261 220ZM262 217H264V214H262ZM256 219H257V221H256ZM258 220H260V221H258ZM68 221H70V222H68ZM127 221L130 223H127ZM252 221H253V223H252ZM99 222H100V225H99ZM132 222H133V225H132ZM86 223H88L89 227H91V229L88 231V232H90L89 234H87L88 232H86L85 228L84 229L82 228V225L86 224ZM130 224L132 226L131 227L132 229L130 228ZM13 229H12V231H16ZM254 231H257V232H254ZM249 235H250V237L251 236L252 237L249 238ZM257 236H259V237H257ZM226 237H227V235H226ZM4 238L5 237H2V240H5ZM254 239H257V241ZM259 239H261L262 241H260ZM228 246H230V247H228ZM215 249L216 248L212 249L210 253H212L213 250H215ZM205 253H206V250L203 253H201L200 255H197L198 258L195 259L196 264H197L198 260H199L198 262H200L201 257L205 258L206 256L209 255V254L206 255ZM204 255H206V256L204 257ZM216 257H217V260H216ZM223 260H225V261H223ZM46 262L50 263L49 257L46 259ZM4 264H12V261L10 262V260H7Z\"/></svg>",
  "mask_w": 264,
  "mask_h": 264
}]
</instances>
